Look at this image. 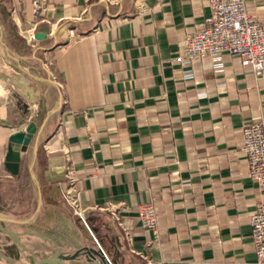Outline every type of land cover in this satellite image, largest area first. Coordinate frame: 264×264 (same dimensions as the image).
Here are the masks:
<instances>
[{
  "label": "crops",
  "instance_id": "crops-1",
  "mask_svg": "<svg viewBox=\"0 0 264 264\" xmlns=\"http://www.w3.org/2000/svg\"><path fill=\"white\" fill-rule=\"evenodd\" d=\"M1 4L26 46H12L0 11V225L21 251L83 264L79 250L101 254L95 237L112 264H259L250 216L264 190L240 146L245 125L264 124V74L228 53L177 60L207 26V0H48L39 16L31 0ZM246 9L264 20V0ZM31 30L45 38L27 43ZM30 122L12 174L9 137ZM66 164L86 224L62 199ZM147 203L156 237L139 221Z\"/></svg>",
  "mask_w": 264,
  "mask_h": 264
},
{
  "label": "built area",
  "instance_id": "built-area-1",
  "mask_svg": "<svg viewBox=\"0 0 264 264\" xmlns=\"http://www.w3.org/2000/svg\"><path fill=\"white\" fill-rule=\"evenodd\" d=\"M14 1V0H13ZM210 14L206 18L207 26L185 35L183 53L177 60L193 61L207 55L228 53L239 58L241 64L250 69L255 77L264 74V20L261 21L247 12L246 0H207ZM35 16L41 15L48 5V0H31ZM148 8L144 3L136 6V15L145 14ZM20 12L14 2L10 10L14 18ZM27 43L32 44L37 38L33 30L24 34ZM240 151L248 163L249 177L264 190V124L253 122L242 130ZM64 186L62 199L78 219L86 224V209L80 205L79 193L75 189L73 168L64 166ZM141 225L157 236V217L154 206L150 203L139 208ZM118 223L121 225L119 218ZM251 238L259 264H264V202H259L250 216ZM156 239V238H155ZM100 252L107 264H112L99 245Z\"/></svg>",
  "mask_w": 264,
  "mask_h": 264
},
{
  "label": "water",
  "instance_id": "water-1",
  "mask_svg": "<svg viewBox=\"0 0 264 264\" xmlns=\"http://www.w3.org/2000/svg\"><path fill=\"white\" fill-rule=\"evenodd\" d=\"M35 37L37 39H44L45 35L41 33H35ZM37 131V125L35 122H30L23 131H18L13 133L9 137V143L7 146V151L5 154V166L12 174H17L19 164L21 162L20 152L26 151L27 147L30 144V141L33 139L35 133ZM2 217H0L1 219ZM4 233L9 234L13 241L20 245V241L18 239L17 233L9 230H2ZM33 253V251L31 250ZM51 258L47 256L46 258L38 259L33 262V264H66L64 260H66L65 256L59 251V249H55L53 254H50ZM84 262L83 264H105L101 257L100 253H97L92 249H85ZM99 257L97 259L96 257ZM0 259H6L9 263L12 262L10 257L3 255L0 252Z\"/></svg>",
  "mask_w": 264,
  "mask_h": 264
},
{
  "label": "flooded vegetation",
  "instance_id": "flooded-vegetation-1",
  "mask_svg": "<svg viewBox=\"0 0 264 264\" xmlns=\"http://www.w3.org/2000/svg\"><path fill=\"white\" fill-rule=\"evenodd\" d=\"M2 226L0 225V235H2ZM6 237L8 236L7 234L5 235ZM0 252L7 256L10 257L12 259V262L9 263L8 260L6 259H0V264L4 263V264H33V262L35 260L38 259H42V258H46L47 256H51L50 254H53L54 251H52L51 253H44L41 254V256L37 255V251H33L34 254L31 252V250L28 251H21L20 246H18V244H16L15 242H4L0 240ZM25 253H27L28 255L26 256ZM82 253H85V250H79L77 253H75V257L78 258L80 255H82ZM23 255L25 256L23 261H21V259H19V256ZM66 260L65 263L68 264V262L70 261V258L67 257L66 255H64ZM51 258V257H50Z\"/></svg>",
  "mask_w": 264,
  "mask_h": 264
},
{
  "label": "trees",
  "instance_id": "trees-1",
  "mask_svg": "<svg viewBox=\"0 0 264 264\" xmlns=\"http://www.w3.org/2000/svg\"><path fill=\"white\" fill-rule=\"evenodd\" d=\"M5 0H0V4L1 2H3ZM7 1V0H6ZM2 5V4H1ZM5 6H1V13H2V17L8 27V31H9V37H10V43L12 44V46H14L16 49L18 50H25L26 46L24 44L23 39L17 34L16 29H15V25L13 23V21L11 20V18L9 17V8H7V5L4 4Z\"/></svg>",
  "mask_w": 264,
  "mask_h": 264
},
{
  "label": "rangeland",
  "instance_id": "rangeland-1",
  "mask_svg": "<svg viewBox=\"0 0 264 264\" xmlns=\"http://www.w3.org/2000/svg\"><path fill=\"white\" fill-rule=\"evenodd\" d=\"M9 201L7 200L6 202L5 201H0V214H3L4 212H2L3 210H5L6 208H7V206H6V203H8ZM9 203H11V202H9ZM6 207V208H5ZM69 208V207H68ZM70 209V208H69ZM71 210V209H70ZM16 211V215H20V216H17V217H24V215H27L28 214V212L25 214V213H22V214H19L20 212L18 211V210H15ZM18 211V212H17ZM71 213H73L72 212V210H71ZM2 264H4V263H2Z\"/></svg>",
  "mask_w": 264,
  "mask_h": 264
}]
</instances>
